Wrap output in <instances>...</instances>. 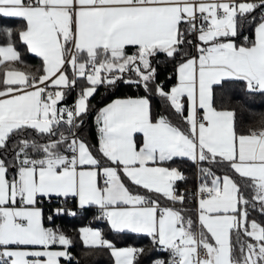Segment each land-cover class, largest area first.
Returning <instances> with one entry per match:
<instances>
[{
    "label": "snow or ice",
    "instance_id": "obj_1",
    "mask_svg": "<svg viewBox=\"0 0 264 264\" xmlns=\"http://www.w3.org/2000/svg\"><path fill=\"white\" fill-rule=\"evenodd\" d=\"M0 18L22 20L0 32L42 60L17 69L16 42L0 45V264H71L73 240L56 221L89 206L111 231L150 237L168 256L151 264H264V219H250L264 218V128L238 132L225 103L236 82L264 94V0H0ZM161 56L171 87L158 79ZM121 84L143 95L100 107L92 144L79 134L90 100ZM176 158L225 167L199 169L195 230L190 194L177 189L186 177L165 166ZM79 234L115 264L144 252L100 229Z\"/></svg>",
    "mask_w": 264,
    "mask_h": 264
},
{
    "label": "trees",
    "instance_id": "obj_2",
    "mask_svg": "<svg viewBox=\"0 0 264 264\" xmlns=\"http://www.w3.org/2000/svg\"><path fill=\"white\" fill-rule=\"evenodd\" d=\"M258 15V12H257ZM22 20L0 18V28H11L13 33L18 32L22 25ZM243 35H252V26L246 25L243 31ZM9 41H15L17 44V50L21 54V62L15 63V68L24 69L26 72H35L42 65L41 58L35 54L30 53L26 46L19 43L16 40L15 35L5 38L3 33L0 32V45ZM159 68L158 71L159 81L165 82L167 87L175 82V79L167 80V77L173 74V65L165 63L163 57H158ZM5 66H0V78H2L3 70ZM79 88L72 91L66 98L64 103L71 104L76 98ZM143 95L142 90H138L135 87H128L121 84L118 87L101 86L98 88L95 95L90 100V112L84 117V124L79 129V134L87 138L92 144L97 143V128L95 124L96 112L100 107H103L114 98L117 97H134ZM225 103L229 110H234L236 113V126L238 132H247L249 130H259L264 128V94L250 93L246 90L244 82H236L228 86L225 93ZM154 110L159 112L164 109V102L160 98L153 100ZM138 141L139 138L137 139ZM168 166L177 167L180 169L186 179L177 183V188L180 186H194L200 183V167H212L213 171L217 174H221L225 171L223 165H210L209 163L196 164L186 158H176L174 161L169 162ZM171 202L163 201L162 204L170 206ZM185 211L193 221V229L198 228L196 220V207L193 201L188 199L184 205ZM100 214L96 211V207L89 206L86 210L79 211L76 216H68L57 219L56 222L60 223V229L64 231L73 240V246L70 248L72 254L71 264H112L113 257L111 250L105 247H85L79 236V228L83 225L91 224L97 226L105 235V238L110 239L116 247H137L143 248L144 252L138 257V264H151V260L157 258L168 259L166 253H161L154 250V245L151 242V238L134 233H115L111 231L107 222L102 219H98ZM250 219H257L258 221L264 219L257 213H253ZM61 264H68L64 259L61 260Z\"/></svg>",
    "mask_w": 264,
    "mask_h": 264
},
{
    "label": "built area",
    "instance_id": "obj_3",
    "mask_svg": "<svg viewBox=\"0 0 264 264\" xmlns=\"http://www.w3.org/2000/svg\"><path fill=\"white\" fill-rule=\"evenodd\" d=\"M198 187V185H194V186H180L178 189V191L180 192H184L187 191L190 195H189V200L193 201L195 204V207L197 208V204H196V200L191 196V193L195 192L196 188ZM68 207L71 208L72 207V202L69 201ZM96 211L100 214L99 209L96 207ZM70 216V215H68ZM56 225L60 228V223L56 222ZM51 226V225H48Z\"/></svg>",
    "mask_w": 264,
    "mask_h": 264
},
{
    "label": "crops",
    "instance_id": "obj_4",
    "mask_svg": "<svg viewBox=\"0 0 264 264\" xmlns=\"http://www.w3.org/2000/svg\"><path fill=\"white\" fill-rule=\"evenodd\" d=\"M250 2H252V0H250ZM1 45H3V44H1ZM17 69H20V70H24V69H21V68H17ZM25 71V70H24ZM175 83V82H174ZM118 98H125V97H117V98H114V99H118ZM113 99V100H114ZM111 102V101H110ZM109 102V103H110ZM139 138V140L141 141L142 140V135L141 134H137V139ZM165 166H168V165H165ZM162 206H164V204H162ZM94 207H96V206H94ZM196 220H197V224H198V218H197V212H196ZM82 227H92V228H94V229H99L97 226H95V225H91V224H87V225H83V226H81L80 228H82ZM79 228V229H80ZM79 236H80V234H79ZM80 239H81V237H80ZM82 241V240H81ZM83 243V242H82ZM57 247H59V246H57ZM118 248H122V247H118ZM113 257V256H112ZM112 264H115V258L113 257V263Z\"/></svg>",
    "mask_w": 264,
    "mask_h": 264
}]
</instances>
